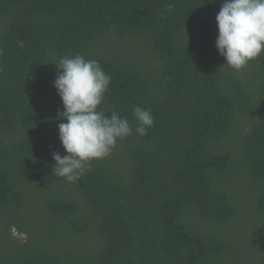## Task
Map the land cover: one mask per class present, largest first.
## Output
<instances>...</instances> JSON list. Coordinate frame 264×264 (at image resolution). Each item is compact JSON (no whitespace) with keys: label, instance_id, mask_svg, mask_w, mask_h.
<instances>
[{"label":"trees","instance_id":"obj_1","mask_svg":"<svg viewBox=\"0 0 264 264\" xmlns=\"http://www.w3.org/2000/svg\"><path fill=\"white\" fill-rule=\"evenodd\" d=\"M221 3L0 0V264H264V53L224 65ZM77 54L133 131L70 183L53 82Z\"/></svg>","mask_w":264,"mask_h":264},{"label":"clouds","instance_id":"obj_2","mask_svg":"<svg viewBox=\"0 0 264 264\" xmlns=\"http://www.w3.org/2000/svg\"><path fill=\"white\" fill-rule=\"evenodd\" d=\"M215 19V47L224 57V65L239 71L264 53V0H222ZM56 67L53 85L63 104L58 116L66 121L58 124V137L66 154L53 153V174L72 183L90 170L93 160L110 154L117 140L131 135L133 129L127 117L118 112L98 110L111 82L98 61L77 54L60 58ZM132 112L136 133L146 135L154 125L151 110L136 106Z\"/></svg>","mask_w":264,"mask_h":264},{"label":"rangeland","instance_id":"obj_3","mask_svg":"<svg viewBox=\"0 0 264 264\" xmlns=\"http://www.w3.org/2000/svg\"><path fill=\"white\" fill-rule=\"evenodd\" d=\"M17 238H26V235L24 234H17V232L14 234Z\"/></svg>","mask_w":264,"mask_h":264}]
</instances>
